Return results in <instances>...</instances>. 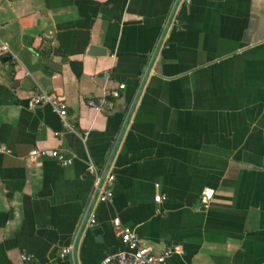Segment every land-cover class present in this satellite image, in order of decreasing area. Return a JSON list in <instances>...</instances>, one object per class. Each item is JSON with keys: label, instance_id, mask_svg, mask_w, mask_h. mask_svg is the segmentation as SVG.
Wrapping results in <instances>:
<instances>
[{"label": "crops", "instance_id": "crops-1", "mask_svg": "<svg viewBox=\"0 0 264 264\" xmlns=\"http://www.w3.org/2000/svg\"><path fill=\"white\" fill-rule=\"evenodd\" d=\"M0 40V264H100L124 249L114 217L168 264H264V0H0Z\"/></svg>", "mask_w": 264, "mask_h": 264}, {"label": "built area", "instance_id": "built-area-1", "mask_svg": "<svg viewBox=\"0 0 264 264\" xmlns=\"http://www.w3.org/2000/svg\"><path fill=\"white\" fill-rule=\"evenodd\" d=\"M9 52L6 43L0 40V54ZM110 76L109 71H104L101 75L102 79L107 80ZM94 76H91L93 79ZM125 87V83H118L113 89H104L101 96L98 98H89L87 105L96 111L103 109L111 110L114 107V100L120 96V91ZM48 105L55 112L60 120L63 129L73 130V125L68 120L65 103L58 98L54 93L38 92L31 95L27 101V107L33 108L39 105ZM55 136H60V132L56 131ZM0 152H9L4 146H0ZM48 152L45 149H32L29 156L36 159L46 155ZM49 155L57 159L62 165H68L72 162V156H66L59 149H52ZM89 172L95 175L93 182L92 199L93 203L109 201L113 196V184L115 175L110 170L98 172L92 162L87 164ZM213 189L204 188L201 191V198L204 205L210 201L213 196ZM155 200H160V195L155 196ZM95 214L90 212L88 224L95 223ZM113 226L117 229V234L124 249L117 250L106 254L100 264H168V258L175 252H180L179 249L168 247L160 253H154L150 246L142 243L137 232L126 225H123L118 217L112 219ZM70 251V247L62 249L65 254ZM29 257L26 254L21 255L22 260H27Z\"/></svg>", "mask_w": 264, "mask_h": 264}, {"label": "water", "instance_id": "water-1", "mask_svg": "<svg viewBox=\"0 0 264 264\" xmlns=\"http://www.w3.org/2000/svg\"><path fill=\"white\" fill-rule=\"evenodd\" d=\"M90 53H95V54H103L105 52V49L103 47L91 45L89 49Z\"/></svg>", "mask_w": 264, "mask_h": 264}]
</instances>
